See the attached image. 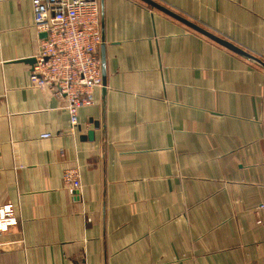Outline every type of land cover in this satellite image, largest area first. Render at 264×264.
Returning <instances> with one entry per match:
<instances>
[{
    "label": "crops",
    "instance_id": "0c3cea01",
    "mask_svg": "<svg viewBox=\"0 0 264 264\" xmlns=\"http://www.w3.org/2000/svg\"><path fill=\"white\" fill-rule=\"evenodd\" d=\"M98 1L105 93L72 129L30 86V0H0V205L20 216L0 264H264V70L139 0ZM152 1L264 61V0Z\"/></svg>",
    "mask_w": 264,
    "mask_h": 264
},
{
    "label": "built area",
    "instance_id": "2783aa9c",
    "mask_svg": "<svg viewBox=\"0 0 264 264\" xmlns=\"http://www.w3.org/2000/svg\"><path fill=\"white\" fill-rule=\"evenodd\" d=\"M40 40L35 62L30 67V86L47 90L63 103L70 127L78 126L77 113L92 107L102 87L98 47L100 4L98 0H30ZM51 135L42 134L41 139ZM70 195L82 188L79 167H67L61 177ZM264 211V204L257 208ZM20 216L12 203L0 205V236L19 225Z\"/></svg>",
    "mask_w": 264,
    "mask_h": 264
},
{
    "label": "water",
    "instance_id": "95a60500",
    "mask_svg": "<svg viewBox=\"0 0 264 264\" xmlns=\"http://www.w3.org/2000/svg\"><path fill=\"white\" fill-rule=\"evenodd\" d=\"M142 3H146L148 6H150L151 8L157 10L158 12H162L163 14H165L166 16L173 18L174 20L176 19L177 21L181 22L183 25H185L187 28L194 30L197 33H200L201 35H203L204 37H206L207 39L209 38L210 40L214 41L215 43H217L218 45H220L223 48H226L228 50H230L231 52L235 53L236 55L245 58L248 61H251L254 64H258L263 70H264V61H262L260 58L253 56L252 54H250L249 52L245 51L242 48H238L237 46H235L234 44H232L231 42H229L226 39H222L218 36H216L213 33L207 32L204 29H202L201 27H199L198 25H196L195 23H191L190 21H188L185 18H182L181 16H179L178 14H174L173 12H171L170 10H168L167 8H165L164 6H162L161 4H158L152 0H139ZM41 37L43 39L46 38L45 34H41ZM100 68H101V84H102V95H104L105 93V68H104V52H103V39H102V44L100 46ZM30 64H33L35 62V59L32 58L29 61H27ZM93 137V132L92 131H88L87 135L85 138H87L88 140H92ZM84 138V137H83ZM78 192H74V194L76 195Z\"/></svg>",
    "mask_w": 264,
    "mask_h": 264
}]
</instances>
